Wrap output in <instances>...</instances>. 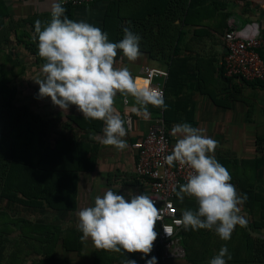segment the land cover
I'll list each match as a JSON object with an SVG mask.
<instances>
[{"label": "crops", "instance_id": "crops-1", "mask_svg": "<svg viewBox=\"0 0 264 264\" xmlns=\"http://www.w3.org/2000/svg\"><path fill=\"white\" fill-rule=\"evenodd\" d=\"M110 1L95 0L91 4L76 6L72 18L77 22H88L103 31ZM56 3L59 0H0V13L7 11L16 20L46 15L51 13ZM117 3L122 15L121 22L133 27L130 29L141 37L140 46H150V38L156 30H152V27L143 29L141 25L157 17L164 0H117ZM173 23L177 25L176 33H179L175 45L168 46V54L169 49L174 48L173 57L169 56L167 60L153 58L150 52L140 50V57L130 62L118 50L117 66H127L133 77L143 74L144 66L164 69L168 74L173 70V74L167 78L170 82L165 86L166 97L163 101L164 105L167 101L169 119L166 125L174 144L173 126L187 123L202 129L203 134L218 142L214 155L229 171L231 183L240 194L238 178L250 175L252 169L249 160L260 153L259 148L264 149V82L239 81L224 75L221 64L225 53L223 37L230 28L246 25H251L252 29L258 26L264 36V0H197L183 21L175 20ZM261 53L264 57V47ZM21 61L24 63V59ZM17 78H22V74ZM156 81L163 82V79L157 78ZM115 107L125 120L127 135L123 139L128 147L120 151L113 146L103 145L99 139L103 131L91 134L92 147L94 145L92 153L97 165L92 171L78 172L76 175L80 194L77 209L74 210V229L77 230L78 212L93 206L95 197L102 196L108 189L125 197H128L129 191L135 195L150 194L148 181L140 178L135 171L137 155L133 144L147 134L156 117L163 116L165 107L148 104L141 108L133 97L120 94L115 98ZM74 108V114L83 116ZM127 116L132 117L131 129L126 123ZM74 132L80 135L75 125ZM260 141L262 146L258 144ZM15 191L14 186L6 185L4 196L0 194V264H27L25 259L33 252L29 226L22 224L23 228H19L20 221L25 219L24 206L13 197H5ZM177 204L181 215L184 209H197V202L193 198L185 197L183 202L177 198ZM244 210L247 209L240 205V211ZM164 261L165 264H185L184 259L178 258Z\"/></svg>", "mask_w": 264, "mask_h": 264}, {"label": "clouds", "instance_id": "clouds-1", "mask_svg": "<svg viewBox=\"0 0 264 264\" xmlns=\"http://www.w3.org/2000/svg\"><path fill=\"white\" fill-rule=\"evenodd\" d=\"M122 30L123 38L110 42L99 27L69 19L65 9L54 4L50 21L35 25L38 56L45 63L43 78L34 80L39 97H50L63 111L75 106L85 119L103 121L100 143L120 151L128 144L123 139L127 135L125 120L115 107L117 94L133 97L141 108L148 104L165 107L159 92L142 86L127 66H117L118 50L130 62L141 55V37L130 27ZM172 135L176 142L165 162L169 166L178 162L190 169L186 183L179 185L175 195L181 202L185 197L197 202V209L182 210L176 223L185 230L214 228L220 239L229 240L235 227L244 223L239 213L246 196L238 193L229 171L216 159L218 142L187 123L173 126ZM160 218V209L149 195L129 191L125 197L108 189L95 197L93 206L78 212L77 228L82 241L90 238L97 249L147 255L157 239L155 225ZM227 260L231 255L227 246H222L208 264H227ZM124 264L135 262L126 260Z\"/></svg>", "mask_w": 264, "mask_h": 264}, {"label": "trees", "instance_id": "trees-1", "mask_svg": "<svg viewBox=\"0 0 264 264\" xmlns=\"http://www.w3.org/2000/svg\"><path fill=\"white\" fill-rule=\"evenodd\" d=\"M196 1L164 0V5L157 11V17L152 22L148 21L141 25L143 29L152 27V30H156L150 38L152 44L150 46L139 45V49L150 52L153 58L167 60L169 56H174V48H170V54H168L169 44L174 43L175 45L179 35L176 33L177 25L173 22L183 21L184 16L194 8ZM61 6L65 9V15L73 20L72 11L76 6L71 4ZM50 19L51 13L17 20L7 14V11L0 13V52L4 51L7 58L5 60L11 62L10 67L0 63V194L4 196L6 185L14 186L15 193L7 194L5 197H13V200L22 204L30 213L41 208L45 211L50 210L66 215L77 209L76 175L78 172H89L96 168L97 159L92 153L94 145L92 147L91 134L102 132L104 122L85 119L82 115H69L67 127L72 129L75 125L80 135L68 133L47 139V121L41 115L34 113L30 108L16 106L10 99L1 98V93L5 94L4 87L7 88L15 75L27 66L20 57H14L16 46L24 43L36 64L42 66L45 63L38 56L35 25L37 21H41L43 26ZM121 20L122 15L117 0H111L103 22V31L108 34L110 42H119L123 38L122 29L128 25L123 24ZM261 54L263 56V53ZM169 74H173L172 69ZM168 79L166 87L170 82ZM162 117L167 123L169 119L167 101ZM258 144L262 146L261 141ZM259 151L260 153L249 160L252 169L250 175L239 177L237 183L240 187V194L246 196L242 205L250 212L249 226L264 234V193L257 189L258 178H264V149L259 148ZM251 175L253 178L250 177ZM18 193L21 195L19 196ZM60 216L63 217V215ZM241 217L244 223L235 227L231 238L227 241L220 239L214 229L185 230L184 228L181 234L186 251L183 258L185 264H208L222 246H227L231 255V260H227V264H264V238L252 235L248 231L245 215L241 214ZM30 222L25 218L20 221L19 228H23L22 224L26 227L30 226ZM70 231L75 233L74 247L70 248L67 245L66 248L81 252L82 233L74 228ZM155 231L157 233L156 225ZM39 234L37 233L36 236L40 237ZM47 235L45 242L39 239L38 245L41 252L36 254L33 251L31 255L41 256L45 252L51 242L52 233H47ZM32 239L36 240V238ZM34 244L31 240L30 245ZM64 244L66 245L65 242ZM162 247L157 234L152 250L145 259L147 264H152L153 258H155V264H158L156 253L160 256L161 263H166L162 259ZM29 257L25 259L27 264ZM126 260H137V252L128 253L124 250L113 252L96 248L93 264H124Z\"/></svg>", "mask_w": 264, "mask_h": 264}, {"label": "built area", "instance_id": "built-area-1", "mask_svg": "<svg viewBox=\"0 0 264 264\" xmlns=\"http://www.w3.org/2000/svg\"><path fill=\"white\" fill-rule=\"evenodd\" d=\"M94 1L59 0V4L80 6ZM251 29V25H246L240 28L232 27L226 31L223 37L225 53L221 64L224 75L228 78L245 82H264V57L261 54L264 36L258 26ZM168 75L167 70L144 66L143 74L135 75L134 78L142 86L155 89L164 100ZM157 78H162L163 82H157ZM126 123L131 129V116L126 117ZM133 147L137 155L135 171L140 178L148 181L149 196L160 209L161 218L156 222V227L159 243L163 246L162 258H184L186 251L180 243L184 227L176 223L182 215L175 192L179 191V185L186 183L190 169L178 162H174L172 166L165 162V157L173 150L174 142L162 116L154 119L147 134L136 141Z\"/></svg>", "mask_w": 264, "mask_h": 264}, {"label": "rangeland", "instance_id": "rangeland-1", "mask_svg": "<svg viewBox=\"0 0 264 264\" xmlns=\"http://www.w3.org/2000/svg\"><path fill=\"white\" fill-rule=\"evenodd\" d=\"M14 51V57H21V59H24V64L26 63L27 66L24 70H21V72L15 75L8 83L7 88L4 87L5 94L1 93V98L10 99L16 106L30 108L34 113L41 115V117L47 121V139H53L54 137H60L68 133L78 135V133L74 132V127L70 129L66 125L69 121L68 116L76 115L74 114L75 106H70L68 110L63 111L58 106L53 105L50 97H39V85L34 80L43 78L41 73L42 66L34 62L29 55V51L24 47V43L16 46ZM5 59L7 58L4 51L0 52V63L2 62V65H8V67H10L11 62ZM21 74L22 78H17ZM24 74L31 75L25 76ZM250 177L253 178L252 175ZM263 182V177L258 178L257 187L262 193L264 191ZM24 215L27 221H31V225H28V231L31 240L35 243L31 246V250L36 254L41 252L38 245L40 242L39 239L45 242L48 238L47 233H52L51 242L48 244L45 252L41 254V256L31 255L28 258V264H93L96 248L90 238L88 241H85V243L83 241L81 252L66 248L67 245L70 246V248L74 247V232L70 231V229L74 228V211H70L65 215V213L61 214L37 208L30 213L28 209L24 208ZM60 215H63V217ZM37 233L42 235L39 234L40 237H37ZM32 238H36V240ZM182 239L183 236L181 234L180 243L183 246ZM147 255L137 252V260L134 261L135 264H147L145 260Z\"/></svg>", "mask_w": 264, "mask_h": 264}, {"label": "water", "instance_id": "water-1", "mask_svg": "<svg viewBox=\"0 0 264 264\" xmlns=\"http://www.w3.org/2000/svg\"><path fill=\"white\" fill-rule=\"evenodd\" d=\"M240 213H244L245 215H246V217H245V222H246V224H247V228H248V231L252 234V235H254V236H256V237H260V238H264V234L262 233V232H259V231H255L254 229H252L250 226H249V222H250V212L249 211H240ZM239 213V214H240ZM214 229V228H213ZM215 230V229H214ZM156 258H157V262H158V264H162L161 263V260H160V256L156 253Z\"/></svg>", "mask_w": 264, "mask_h": 264}]
</instances>
